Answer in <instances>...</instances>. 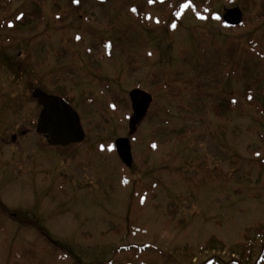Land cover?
<instances>
[{
    "label": "rangeland",
    "instance_id": "374dc122",
    "mask_svg": "<svg viewBox=\"0 0 264 264\" xmlns=\"http://www.w3.org/2000/svg\"><path fill=\"white\" fill-rule=\"evenodd\" d=\"M71 1L0 0V264H228L248 239L264 264V122L247 101L252 86L264 103V0ZM35 88L71 102L82 144L35 133ZM136 88L154 104L130 136Z\"/></svg>",
    "mask_w": 264,
    "mask_h": 264
},
{
    "label": "water",
    "instance_id": "95a60500",
    "mask_svg": "<svg viewBox=\"0 0 264 264\" xmlns=\"http://www.w3.org/2000/svg\"><path fill=\"white\" fill-rule=\"evenodd\" d=\"M109 2L112 0H100ZM223 21L232 27L240 26L243 22V12L240 8L227 10ZM133 114L129 120V135L137 133L139 125L145 120L153 104L152 94L134 89L129 93ZM34 99L38 100L42 107L39 119L37 120V133L45 136L48 144L52 147L68 148L85 141L86 135L82 126L80 115L66 100L48 95L40 89L34 90ZM129 138H118L115 147L121 162L126 167L133 166L132 147Z\"/></svg>",
    "mask_w": 264,
    "mask_h": 264
},
{
    "label": "trees",
    "instance_id": "16d2710c",
    "mask_svg": "<svg viewBox=\"0 0 264 264\" xmlns=\"http://www.w3.org/2000/svg\"><path fill=\"white\" fill-rule=\"evenodd\" d=\"M71 3L73 5V7H75V8H78V7L81 6V3L76 1V0L75 1L72 0ZM238 3H239V0H233L231 2V5H236ZM242 5H244V4H242ZM263 10H264V6L261 5V9L258 8L257 12L255 13L256 18H258V19L263 18V16H264V11ZM204 13L206 14L205 15L206 19L208 18V16L210 17V19H212V16L214 15V14L210 13V7H208L207 3H204L203 8H202V14L204 15ZM25 17L26 16H24L22 19H20L21 22L25 19ZM217 17H218V19H216V20L221 21V18L219 16H216V18ZM223 26L225 27V29L227 28L228 30H234L233 27H227L224 23H223ZM104 40H106V39H104ZM104 46H107L109 51H112V48L115 46V44H113L112 40H109V41H104ZM251 88H252V86H249L247 88V101H248L249 104L254 105L256 111L260 115V118H261L262 122H264V103L263 104H259L258 102H255V99H254L255 97L251 94V90H250ZM228 103H229V109H230V107L233 108L236 105L235 101H233V102L229 101ZM215 111H216V113H219V109L218 108ZM140 201L143 202L142 200H140ZM134 226L135 225H133V224L130 225V227L132 229V232H134V233L140 232V229L134 228ZM259 229H260V226H259ZM263 238H264V232L262 234L258 235V239H263ZM253 246H254V242L251 239L246 240L245 243H239L238 244V247L240 248L239 258L231 260V262L228 263V264H247V263H249L250 258H251V251H252ZM66 257H69V255H65V258H63L64 261H66ZM216 258H212L210 260L213 261V260H216ZM217 260H219V259H217Z\"/></svg>",
    "mask_w": 264,
    "mask_h": 264
},
{
    "label": "flooded vegetation",
    "instance_id": "af4514ba",
    "mask_svg": "<svg viewBox=\"0 0 264 264\" xmlns=\"http://www.w3.org/2000/svg\"><path fill=\"white\" fill-rule=\"evenodd\" d=\"M36 89H41V88H35V89H33V91H32V97H33L34 90H36ZM42 90H43V89H42ZM43 91H45V89H44ZM45 93H47V94H49V95H55V94L48 93V92H46V91H45ZM55 96L64 97V96H61V95H55ZM33 99H34V98H33ZM35 101L37 102L38 106L40 107V112H41V110H42L41 106L39 105V103H38V101H37L36 99H35ZM39 114H40V113H39ZM23 135H26V132H24ZM11 140H12V142L14 143L15 140H16V137H12Z\"/></svg>",
    "mask_w": 264,
    "mask_h": 264
},
{
    "label": "snow or ice",
    "instance_id": "6c2138e0",
    "mask_svg": "<svg viewBox=\"0 0 264 264\" xmlns=\"http://www.w3.org/2000/svg\"><path fill=\"white\" fill-rule=\"evenodd\" d=\"M182 7H183V8H190L191 5H190V4H184ZM133 11H135V9H133ZM177 15H179V13H177ZM200 18L202 19L203 17H200ZM217 19H218V17H217ZM172 27L175 28L176 26L173 25Z\"/></svg>",
    "mask_w": 264,
    "mask_h": 264
}]
</instances>
